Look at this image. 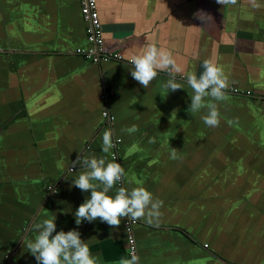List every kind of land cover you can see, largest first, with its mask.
<instances>
[{
    "label": "crops",
    "instance_id": "obj_1",
    "mask_svg": "<svg viewBox=\"0 0 264 264\" xmlns=\"http://www.w3.org/2000/svg\"><path fill=\"white\" fill-rule=\"evenodd\" d=\"M97 4L105 51L123 62L73 54L92 46L80 0H0V264H37L26 247L38 234L32 225L53 217L57 232L79 231L100 264L130 259L123 218L118 228L75 223L91 190L74 186L85 168L71 164L93 155L113 162L115 147L102 151L106 129L121 141L126 188L164 202L158 224L135 226L140 264H264V0ZM201 10L211 15L203 24L194 19ZM141 45L172 53L183 89H166L159 69L147 89L133 79ZM205 60L227 76L225 99L205 97L189 114L185 80ZM211 103L217 127L201 120ZM116 192L117 184L108 195Z\"/></svg>",
    "mask_w": 264,
    "mask_h": 264
},
{
    "label": "clouds",
    "instance_id": "obj_2",
    "mask_svg": "<svg viewBox=\"0 0 264 264\" xmlns=\"http://www.w3.org/2000/svg\"><path fill=\"white\" fill-rule=\"evenodd\" d=\"M221 6L235 5L237 0H216ZM205 17L211 15L203 10L194 14V19L205 23ZM141 53L133 56L131 63L134 68L131 76L144 88H148L150 82L157 76V69L167 71V78L164 87L170 92L183 89L181 82H178L174 73L183 69L177 64L172 53L164 48L155 45H141ZM203 72L197 77L189 73L186 77V84L192 89L190 96L191 103L187 109L189 114L197 113L204 106L205 97H211L215 101L225 99V89L228 87V78L223 69L211 60H205L202 64ZM176 112L174 111L173 114ZM172 114V116H173ZM206 126L217 127L219 125V113L215 103L208 105V111L201 116ZM136 126L122 129L129 133L136 131ZM150 143L155 139L150 138ZM114 147L113 133L111 130H104L102 133V151L108 153ZM177 157V149L172 148L171 157ZM77 165L84 166L85 170L79 172L74 178V186L83 192L91 190L90 198H87L75 211V223L81 225L83 221L93 222L100 219L110 227L118 228L121 218L132 221L144 219L148 224H158L162 213L163 201L154 199L152 193L143 187H136L129 190L120 187L115 196L108 193L114 185L122 182L125 170L119 163L108 162L104 158L78 156L72 162L71 168ZM92 181H98L94 184ZM99 189V190H98ZM56 217L43 219L34 222L32 228L38 233L34 241L26 245L37 264H100V257L93 256L89 243L81 239V233L75 229L65 232H57ZM95 239V238H93ZM118 264H138V256L133 253L131 258H121Z\"/></svg>",
    "mask_w": 264,
    "mask_h": 264
},
{
    "label": "built area",
    "instance_id": "obj_3",
    "mask_svg": "<svg viewBox=\"0 0 264 264\" xmlns=\"http://www.w3.org/2000/svg\"><path fill=\"white\" fill-rule=\"evenodd\" d=\"M80 2L82 15L89 25L88 39L92 46L89 51H83L78 49L74 51L73 54L86 57L87 60L97 65L111 61L123 62L124 58L121 54L113 51H105L104 29L100 20L97 0H80ZM102 115L106 124L113 125L114 117L111 115L109 109L104 108ZM120 142V140H117L115 142V152L113 153L112 158L113 162L119 163L123 168L120 154L118 151V145ZM70 171L73 172L74 169H71ZM122 186L126 187L125 178H123L122 182L117 183V190ZM50 190L53 189L50 188ZM123 221L127 237L129 257L131 258V254L135 253L138 256V264H140L139 249L135 234V226L138 224V220L132 221L130 219L123 218ZM7 258H9V256H7Z\"/></svg>",
    "mask_w": 264,
    "mask_h": 264
},
{
    "label": "water",
    "instance_id": "obj_4",
    "mask_svg": "<svg viewBox=\"0 0 264 264\" xmlns=\"http://www.w3.org/2000/svg\"><path fill=\"white\" fill-rule=\"evenodd\" d=\"M81 3V2H80ZM125 235H126V233H125Z\"/></svg>",
    "mask_w": 264,
    "mask_h": 264
}]
</instances>
